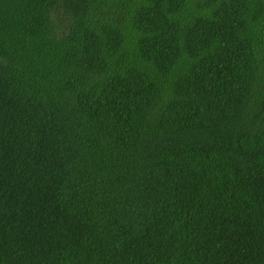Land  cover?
I'll use <instances>...</instances> for the list:
<instances>
[{"label": "trees", "instance_id": "1", "mask_svg": "<svg viewBox=\"0 0 264 264\" xmlns=\"http://www.w3.org/2000/svg\"><path fill=\"white\" fill-rule=\"evenodd\" d=\"M0 264H264V0H0Z\"/></svg>", "mask_w": 264, "mask_h": 264}]
</instances>
